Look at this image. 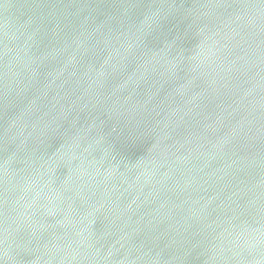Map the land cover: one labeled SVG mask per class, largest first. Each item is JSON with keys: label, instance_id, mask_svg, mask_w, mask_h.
<instances>
[{"label": "water", "instance_id": "water-1", "mask_svg": "<svg viewBox=\"0 0 264 264\" xmlns=\"http://www.w3.org/2000/svg\"><path fill=\"white\" fill-rule=\"evenodd\" d=\"M0 264H264V0H0Z\"/></svg>", "mask_w": 264, "mask_h": 264}]
</instances>
